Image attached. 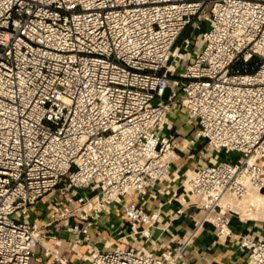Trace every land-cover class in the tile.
Returning <instances> with one entry per match:
<instances>
[{
	"label": "built area",
	"instance_id": "obj_1",
	"mask_svg": "<svg viewBox=\"0 0 264 264\" xmlns=\"http://www.w3.org/2000/svg\"><path fill=\"white\" fill-rule=\"evenodd\" d=\"M203 25L199 45L191 35L175 47ZM178 106L196 127L190 145L237 156L183 181L201 223L226 239L227 196L264 191V0H0V264H39V247L68 264L29 221L49 199V226L64 220L75 244L114 208L132 239H150L160 213L146 197L176 187L175 137L164 130ZM192 238L161 256L107 246L83 264H188ZM240 247L264 264V241Z\"/></svg>",
	"mask_w": 264,
	"mask_h": 264
},
{
	"label": "crops",
	"instance_id": "obj_2",
	"mask_svg": "<svg viewBox=\"0 0 264 264\" xmlns=\"http://www.w3.org/2000/svg\"><path fill=\"white\" fill-rule=\"evenodd\" d=\"M204 28L205 25L201 30L192 31L191 35H196L198 38ZM183 69V65L177 66L176 73L171 74V78L179 79V74ZM178 116V109H171L168 124L164 130L166 134L175 137L172 173L177 174L176 187L172 190L171 185H163L162 187L166 189L157 198L154 199L150 195L146 197V210L160 213V221L151 229L152 237L142 239L138 236L132 239L130 225L124 222L122 214L114 208L110 216L100 219L95 226L89 229L88 239L85 235H81L79 237L81 243L75 244V237L67 233L64 220L49 226L50 219L46 224L47 212L52 211L54 205L53 199L41 201L33 210L30 222L40 223L35 224L40 226L39 228L45 233L51 247L59 251V259L68 264H83L85 260L89 261L90 252L94 250L104 251L108 244L109 246H124L122 244L131 242L161 256L180 247L190 236H193L184 251L188 264H248L247 251L240 247V242L243 237L264 241V213L261 217L246 218L238 209L233 208L230 214L232 234L226 239L217 237V229L211 223H201L203 212L198 201L191 198L185 189L183 184L185 176L189 171L213 163V160L215 162L235 160L237 156L225 153L217 155L213 150L207 152V143L203 140L190 145L189 141L193 138L196 127L193 123L179 120ZM78 193L81 194L80 191ZM56 196L63 197L64 192L59 190ZM78 221L79 219L74 216L68 219L67 223L73 224ZM49 227L51 228L48 229ZM122 238H124L123 241ZM57 242L59 245H56ZM42 252L43 248L39 247L36 253L37 262L51 264L53 258H44Z\"/></svg>",
	"mask_w": 264,
	"mask_h": 264
},
{
	"label": "rangeland",
	"instance_id": "obj_3",
	"mask_svg": "<svg viewBox=\"0 0 264 264\" xmlns=\"http://www.w3.org/2000/svg\"><path fill=\"white\" fill-rule=\"evenodd\" d=\"M194 32V31H198L197 29H195V28H192L191 29V27H188L183 33H182V35L180 36V38L178 39V41H177V43H176V45H175V47H177V46H181V43L183 42V40L185 39V38H187V37H189V36H191V32ZM192 38H194L195 39V44H196V46L197 45H199V43H200V41H201V39H199V38H196V35L195 36H191ZM257 62H258V59H254V60H252L249 64H248V66H249V71L251 72V71H253L256 67H257ZM242 63H239V64H237L236 65V68H241L242 67ZM169 90H167L166 91V94H165V96H164V98L162 99V100H164V101H167V99H168V96H169ZM161 99H156L153 103H154V105H156L158 102H160V101H162ZM172 109H178V111H179V116H178V118H179V120H183V121H185L186 123H193V121H191L190 119H189V117H188V115L182 110V108L181 107H177V108H175V107H173ZM177 118V119H178ZM192 136H194V135H192ZM206 149H207V152H212V148L209 146V145H206ZM255 193H263V192H259V191H254ZM251 193L250 195H252V194H255V193ZM250 195L249 196H247L246 198H244V200L243 201H241V202H238L237 200V198H235V197H232L231 198V201H233V203H234V207H236V208H240V207H243L244 205H246V203L248 202V199H249V197H250ZM236 202V203H235ZM52 213H53V211H51V210H49V212H47V215L46 216H48V220L46 221V224H47V222H49V220L51 219V216L50 215H52ZM262 213H264V207L259 211V212H257V213H253V214H251V215H249L248 217H261L262 216ZM69 219L71 218V216H69L68 217ZM29 221H31V217H29ZM51 221V220H50ZM35 223H37V222H35ZM34 223V224H35ZM54 223H56V222H54ZM53 223V224H54ZM38 225L40 224V223H37ZM37 225V226H38ZM38 227H40V226H38ZM51 227H49L48 229H50ZM140 238H142V237H140ZM122 239H124V238H122ZM143 239V238H142ZM132 246H137V244H135V243H133V242H131L130 243ZM122 245H125V244H122Z\"/></svg>",
	"mask_w": 264,
	"mask_h": 264
},
{
	"label": "bare ground",
	"instance_id": "obj_4",
	"mask_svg": "<svg viewBox=\"0 0 264 264\" xmlns=\"http://www.w3.org/2000/svg\"><path fill=\"white\" fill-rule=\"evenodd\" d=\"M213 163H215V160L212 161ZM176 172V171H175ZM193 171H189V173L191 175H193L192 173ZM174 173V172H173ZM187 173V172H186ZM177 174H175V177H176ZM168 190V188H167ZM254 191L250 192L247 196H249L251 193H253ZM255 193V192H254ZM246 196V197H247ZM245 197V198H246ZM190 199V198H189ZM227 199H228V202L231 204V206L234 208V209H238L239 212L242 214L243 217H248L249 215L253 214V213H257L259 212L263 207H264V192L263 193H255V194H252L250 195L249 199H248V202L246 203V205H244L243 207H234V203L233 201H231V197L227 196ZM243 199H238L237 201L238 202H241L243 201ZM236 203V202H235ZM252 218V217H251ZM124 239H122L123 241ZM109 246V244H108ZM76 248V247H75ZM91 259V257H90ZM89 259V261H90ZM88 262V261H87Z\"/></svg>",
	"mask_w": 264,
	"mask_h": 264
}]
</instances>
